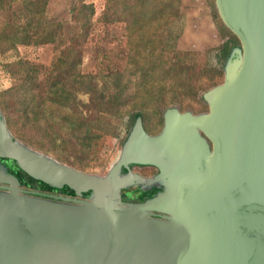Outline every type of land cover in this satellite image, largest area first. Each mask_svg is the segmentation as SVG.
I'll return each instance as SVG.
<instances>
[{"label":"water","instance_id":"95a60500","mask_svg":"<svg viewBox=\"0 0 264 264\" xmlns=\"http://www.w3.org/2000/svg\"><path fill=\"white\" fill-rule=\"evenodd\" d=\"M214 4L238 38L237 66L227 60L205 114L167 109L153 135L135 120L104 178L31 151L0 116V158L73 195L92 193L20 188L0 164V264H264V0ZM131 164L154 167L165 187L118 203L110 193L143 181L120 178Z\"/></svg>","mask_w":264,"mask_h":264},{"label":"trees","instance_id":"16d2710c","mask_svg":"<svg viewBox=\"0 0 264 264\" xmlns=\"http://www.w3.org/2000/svg\"><path fill=\"white\" fill-rule=\"evenodd\" d=\"M11 1L14 0H0L1 8L10 7ZM46 4L47 0H24L17 13L23 23L19 26L10 23L6 26L9 30L0 29V45H8L5 48L50 43L57 50L48 66L26 59L7 64V72L15 83L0 91L4 119L1 118L12 139L11 132L30 145L52 151L55 158H48L54 162L66 161L67 155L71 156L70 167L77 170L92 168L94 165L87 161L95 159V146L103 136L113 135L115 128L107 121L109 117L126 116V135L137 119L144 131L153 135L160 130L167 109L205 114L207 92L222 83L225 64L232 50L240 46L238 38L222 23L213 0L223 40L211 48L214 51L211 66L194 72L199 52L178 50L164 42L167 26L179 15V0H104L95 20L124 23L126 63L121 68L81 73L78 66L83 45L92 31L93 5L79 3L73 24L65 27L44 18ZM202 77L210 80L219 77L220 81L204 88L196 86ZM196 92L206 109L196 113L181 110L180 98ZM80 93L87 95L85 101L79 98ZM148 111L160 124L155 133L144 123ZM8 161L9 171L19 182L73 195L67 186L54 187L35 180L12 160Z\"/></svg>","mask_w":264,"mask_h":264},{"label":"rangeland","instance_id":"374dc122","mask_svg":"<svg viewBox=\"0 0 264 264\" xmlns=\"http://www.w3.org/2000/svg\"><path fill=\"white\" fill-rule=\"evenodd\" d=\"M23 2L24 0H14L11 1L10 7L4 6L1 8L0 6V29L10 23L17 26L23 23V19L17 17L19 7ZM82 2L91 3L94 14L91 17L92 31L87 36L82 48L81 62L78 66L79 71L81 73H93L106 67H123L126 63L127 52L124 23H102L95 20L102 9L104 0H47L44 18L47 21L60 22L65 27L72 25L76 7ZM214 12L213 0H179V15L167 26L165 31L164 42L168 46L178 50H195L199 52L195 56L196 67L194 72L198 68L211 66L214 60V51L211 48L216 47L223 40L222 30L218 25L219 21L214 15ZM6 29L9 30L7 27ZM6 46L8 45L4 43L0 45V91L15 83V80L7 72V64L18 59H26L33 63L48 66L57 53L56 47L50 43L16 44L10 48H5ZM237 63L238 55L233 53L227 63V68L233 70L237 66ZM213 81L216 83L220 81V78L216 77L210 80L209 78L202 77L195 84L198 87L204 88L213 83ZM78 96L83 101L87 99L86 94L80 93ZM180 99L178 102L181 110H190L196 113L206 109V105L200 99L198 92L185 95ZM0 116L4 119L1 110ZM107 121L110 123V126L115 128L114 130L112 128L113 135L109 133L103 136L95 146V159L92 158V160L87 161L94 166L85 171L79 170L98 178H104L110 166L118 158L121 144L126 135V116L119 118L109 117ZM144 123L147 129L154 133L160 128V124L156 121L155 115H152L149 111L144 117ZM28 133H31V131H28ZM11 135L13 139L24 144L26 147L44 154L46 157L55 158L52 151H43L32 144L30 145L24 142L12 132ZM72 159L71 156L67 155L66 161H58L70 167L69 161ZM3 160V158H0L1 165H4ZM8 172L11 173L9 170ZM128 174H135L141 177L143 181L128 182L118 191L110 193L109 196L118 203L142 202L165 187L158 172L152 166L128 165L122 167L119 171L120 178ZM21 185L26 188L38 187L43 191L60 193L57 190H48L35 184L22 183ZM61 194L89 199L92 193L90 191H84L77 195Z\"/></svg>","mask_w":264,"mask_h":264},{"label":"flooded vegetation","instance_id":"af4514ba","mask_svg":"<svg viewBox=\"0 0 264 264\" xmlns=\"http://www.w3.org/2000/svg\"><path fill=\"white\" fill-rule=\"evenodd\" d=\"M3 163H4V166H5V168H6V171L8 172V170H9L8 167H9V165H10V161L4 159V160H3ZM8 173H9V172H8ZM10 174L13 175V173H10ZM13 176H14V175H13ZM16 179H17V178H16ZM17 181H18V179H17ZM0 184L8 185L7 182H2V183H0ZM21 184H22V183L18 181V187H20V188L29 189V190H34V191H40V192H45V193H50V194H59V195H63V194H61V193H57V192L43 191V190L39 189L38 187H37V188H36V187H34V188H32V187H31V188L22 187ZM65 196H66V195H65ZM154 213H159V212H154ZM159 214H161V213H159Z\"/></svg>","mask_w":264,"mask_h":264}]
</instances>
